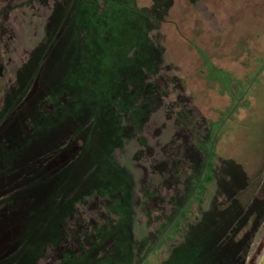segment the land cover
Instances as JSON below:
<instances>
[{"label": "rangeland", "instance_id": "rangeland-1", "mask_svg": "<svg viewBox=\"0 0 264 264\" xmlns=\"http://www.w3.org/2000/svg\"><path fill=\"white\" fill-rule=\"evenodd\" d=\"M191 39L216 68L255 79L237 109L248 120L218 134L207 169L223 96L200 80ZM0 56V175L24 157V187L0 184V231L18 224V243L33 198L57 203L23 264H138L146 252L143 264H177L186 230L219 224L246 176L252 220L212 229L200 250L203 264H264V0H0ZM76 165L85 179L71 191Z\"/></svg>", "mask_w": 264, "mask_h": 264}, {"label": "trees", "instance_id": "trees-1", "mask_svg": "<svg viewBox=\"0 0 264 264\" xmlns=\"http://www.w3.org/2000/svg\"><path fill=\"white\" fill-rule=\"evenodd\" d=\"M101 11V9L99 10ZM164 23V21H159L157 22V25H159L160 23ZM161 26V25H160ZM176 30H178V26L177 24L175 25ZM192 42V46L195 50H197V52H199V60L200 63L203 62V76L201 75L200 80L204 81V85L205 87H209V86H214L217 85L219 82L220 84V88H218V91L220 93H222L223 96V106L221 112H220V119L217 118H213L212 120H210L209 125L207 126V133H208V137L204 146V153H205V160H204V167L209 166L210 164V160L213 157L212 155L214 154V152L216 151V146H215V142L218 138V136L220 135V132L224 131V134H226V137L233 131L236 132L237 127H240L242 125V123L246 120H248L245 117H242V123H241V118H239L237 116L238 113V108L240 106V104L243 101V98L245 96V94L247 92H244L245 89L248 87V85L254 81L255 79L254 77V73L251 74L248 77V74H242L240 76L236 75L237 78H233L232 75H229L228 71L225 70L224 68L222 69H218L216 68V64L213 61V57L204 50V48H202L200 45H197L193 39H191ZM197 60V58H196ZM245 79V81H244ZM192 95V91L190 92V90H188V92L186 94H184L185 96ZM183 95V96H184ZM230 96V97H227ZM188 97H184L187 100V104L189 102V98ZM209 102H212V104L209 106L210 107V111H216L217 107L215 106V100H210ZM198 108V106L196 107ZM225 108V109H224ZM219 109V108H218ZM217 109V112H218ZM209 110V109H208ZM223 127V129H222ZM234 129V130H233ZM219 132V133H218ZM87 134L88 132H86V138H87ZM219 134V135H218ZM234 136L235 141L230 140L228 141L229 143L227 144L228 147H230V145L232 143H236L237 142V137ZM93 138V136H92ZM262 139V138H261ZM261 139H258L259 141H261ZM190 141V140H189ZM256 141V140H254ZM261 143V142H260ZM261 144H256L252 147H259ZM85 146H81L80 148H84ZM215 149V151H214ZM84 150V149H83ZM88 151V148H87ZM20 158H22L20 156ZM236 163V162H235ZM234 163V165H235ZM8 168V167H7ZM58 167H54L51 170L54 172ZM77 171H74L75 169H77ZM205 169V171H206ZM8 172L3 173L2 175H0V184L2 186L5 185H13V186H21L24 187V176L20 177L24 171V157L22 159V161L20 163H18L17 168L12 172L10 168L6 169ZM14 173H17L18 176L14 177ZM205 172L202 174L204 175ZM199 175V173L197 174ZM200 176V175H199ZM73 177H77L76 182L72 184L71 186V191H75L77 190L81 183L84 181L85 179V175L82 174L80 172V168L78 165L74 166L73 168ZM201 177V176H200ZM73 181V179H70L69 181L67 180L64 183H61L64 186V189L62 190V192L60 193V198H62V194H67L66 191V187L69 185L70 183ZM193 182V187L197 185L198 181L194 180ZM248 183V178L243 177L242 181L238 182L237 179L234 178V184L237 185L235 192L232 196H228L226 198H229L230 203L228 205V210L221 211L222 214V221L219 224H212L210 222H199L196 228V225H194V229L196 228L193 236H192V231L190 230H186L187 232H185L184 235H186V237L189 238V240H191V242L189 241L187 244L183 245V248H181V252H182V256L183 258L180 260V262H178L177 264H203V251L200 250L201 245H203V239L205 236H208V234L210 235V231L212 229L215 230H219V228L224 229V225H233V226H237L239 225V223H241V225H243V221L245 220V223H247L248 220H252L251 219V215L252 213H255V211L253 210V207H258V196L254 195L250 198V200L247 203H243L245 197L241 194L245 193L246 190V185ZM40 186V184H38ZM37 186V185H36ZM93 188H98V187H91V189ZM80 200H82L85 197V193H83V191H80ZM83 193V194H82ZM44 195L45 192H44ZM11 195H6L4 198L1 197L0 198V203L3 204H7L9 198ZM191 196V195H190ZM41 198V199H40ZM44 198L46 199L45 203H42V200ZM40 199V200H39ZM55 199H59L58 197H56ZM56 201L52 202L50 200V203H48V197L47 195L44 197H34L33 201L30 202L27 211L24 212L23 218L18 220L19 224L21 223V226H25L26 230H27V236H25V232H24V238L23 240H19V242L17 243L15 240V236H16V232L19 230H15L16 226L18 224L14 223L13 225H11L8 228L5 229H1L0 231V255H2V257H0V264H23V254L22 256H18V254H21L22 251L24 250V247L27 246L29 244V240L36 238L38 235H40L45 229V225L44 223L46 222L47 218H49L51 216V214L53 213L54 209H52L53 207H55L56 205ZM52 209V210H47V209ZM259 208V207H258ZM179 216H182V214H180ZM249 218V219H248ZM241 222H239V220ZM248 219V220H247ZM43 225V226H42ZM33 226V228H32ZM42 226V227H41ZM40 228V229H38ZM21 239V238H20ZM232 238H230L227 241H231ZM204 246V245H203ZM179 247V246H178ZM151 249V248H150ZM155 250V249H154ZM154 250H151V252H154ZM8 252V253H7ZM24 252V251H23ZM63 252V248L61 247H57L54 249V253L52 254V256L54 255H58V257H61V253ZM147 254V252H146ZM145 254V255H146ZM186 254H188L189 256L186 257ZM143 256V258L141 259V261L138 264H143L147 263L146 257L147 256ZM15 258L19 259V261H16ZM22 258V259H21ZM45 259V258H44ZM43 260V259H41ZM40 260V261H41ZM47 260V259H46ZM50 262H55L54 259H51ZM236 262V261H235ZM67 261H63L62 264H66ZM164 263H166V261H164ZM73 264V263H71ZM234 264V263H233ZM236 264V263H235Z\"/></svg>", "mask_w": 264, "mask_h": 264}, {"label": "flooded vegetation", "instance_id": "flooded-vegetation-1", "mask_svg": "<svg viewBox=\"0 0 264 264\" xmlns=\"http://www.w3.org/2000/svg\"><path fill=\"white\" fill-rule=\"evenodd\" d=\"M4 74H5V63L2 57L0 56V77L3 76Z\"/></svg>", "mask_w": 264, "mask_h": 264}]
</instances>
